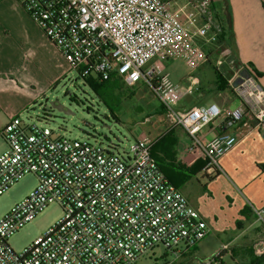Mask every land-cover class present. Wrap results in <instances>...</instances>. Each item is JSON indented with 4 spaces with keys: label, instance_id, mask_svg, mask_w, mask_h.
Returning <instances> with one entry per match:
<instances>
[{
    "label": "built area",
    "instance_id": "2783aa9c",
    "mask_svg": "<svg viewBox=\"0 0 264 264\" xmlns=\"http://www.w3.org/2000/svg\"><path fill=\"white\" fill-rule=\"evenodd\" d=\"M18 1L84 81L146 82L164 106L169 127L187 132V153L205 157V174H220L221 159L264 126V88L253 74L240 72L228 50L216 68L241 103L235 109L215 103L180 109L195 82L179 88L158 64L147 69L155 59L172 57L180 42L196 36L219 41L224 27L214 0H187L178 9L165 0ZM220 118L233 132L204 143L202 129ZM1 136L7 150L0 156V196L29 174L37 185L0 219V264H138L158 247L178 260L210 234L202 214L157 164L149 134L136 133L130 149L120 152L95 137L57 136L41 122L17 116ZM51 204L62 207L63 217L22 252L13 250L9 238ZM253 212L264 227V207ZM228 249L224 245L207 264H225ZM252 250L256 264H264V239Z\"/></svg>",
    "mask_w": 264,
    "mask_h": 264
},
{
    "label": "crops",
    "instance_id": "0c3cea01",
    "mask_svg": "<svg viewBox=\"0 0 264 264\" xmlns=\"http://www.w3.org/2000/svg\"><path fill=\"white\" fill-rule=\"evenodd\" d=\"M165 1L173 9L187 3V0ZM214 7L224 27V34L217 42L196 36L192 41L175 45L170 50L174 55L167 61L178 56L187 58L189 62L195 61L199 76H187L180 87L172 83L179 88H187L195 82V91L196 80L199 79L200 84L208 86L205 90H219L216 65L223 58L222 52L228 50L231 58L239 63L240 72L256 75L264 88V0H214ZM154 64L163 69L167 66V63L158 61L151 63ZM69 73L66 60L23 5L18 0H0V131L13 117H21L22 113L33 107ZM205 90L195 103L193 91L180 102L178 108L190 109L215 103L222 109H235L241 105L230 87L224 90L232 93L233 100H229L225 92L211 95ZM149 117L153 118L154 115ZM222 118L202 129L200 136L204 143L218 135L233 132L222 127ZM249 124L255 126L256 122L250 121ZM154 125H158L159 130L154 139L169 128L166 120ZM240 129L245 130L243 127ZM174 133L179 139L178 160L187 164L196 160L206 162L199 152L187 153L191 141L183 128H175ZM6 150L7 143L0 150V156ZM221 168L222 172L214 176L202 170L180 191L189 204L202 214L211 231L232 233L228 242L223 244L229 246L227 253L231 258L237 264H242L250 257L248 264H253L252 245L264 239V227L261 224L256 227L259 222L253 212V208L264 207V126L243 138L226 154L221 159Z\"/></svg>",
    "mask_w": 264,
    "mask_h": 264
},
{
    "label": "rangeland",
    "instance_id": "374dc122",
    "mask_svg": "<svg viewBox=\"0 0 264 264\" xmlns=\"http://www.w3.org/2000/svg\"><path fill=\"white\" fill-rule=\"evenodd\" d=\"M155 61L156 59L151 63ZM151 63L147 69L151 67ZM161 63H167L162 75H168L171 82L178 86H181L189 75L199 76L197 66L194 64L196 62H189L185 57L178 56L170 59V62L165 60ZM131 86L133 88L130 90L134 91L135 94L128 98L131 93L128 90L129 86L123 85V100L120 107H116L115 99L110 102L114 109V113H111L107 105L92 91L79 73L70 70L67 77L57 83L53 89L48 90L33 107L22 113L21 116L25 121L41 122L43 126L53 130L57 136L72 139H87L90 136L92 137L91 140L95 137L103 146L112 143L119 147L120 152H123V149L128 151L134 142L136 133L143 132L154 137L159 132L158 125H154V123L166 120L165 113L161 112V103L146 82L142 81ZM206 87L208 86L200 84L199 79L196 80L195 91L192 95L194 96L193 103L201 95H204ZM205 92L211 95L225 92V96L229 100L235 99L232 93L227 90L213 89L209 92L206 89ZM53 103L56 106H61L63 111L54 108ZM150 115H154L151 118L153 123L143 124L144 119ZM5 146L6 143L0 136V150L4 149ZM36 185V176L29 174L22 177L10 190L0 196V219L16 203L23 200ZM62 217L63 209L60 205H49L11 236L8 241L9 245L16 252H22L37 238L43 236ZM256 227H260V223H257ZM231 236L232 233L230 232L218 234L211 231L204 240L196 245L194 250L189 251L178 260L171 256H165L164 249L158 247L142 258L138 264H207ZM249 260L250 257L242 264H248ZM223 261L225 264H237L228 253L224 254Z\"/></svg>",
    "mask_w": 264,
    "mask_h": 264
},
{
    "label": "trees",
    "instance_id": "16d2710c",
    "mask_svg": "<svg viewBox=\"0 0 264 264\" xmlns=\"http://www.w3.org/2000/svg\"><path fill=\"white\" fill-rule=\"evenodd\" d=\"M222 37V36H221ZM220 37V38H221ZM219 38V39H220ZM216 76L218 81L219 90H224L229 87L227 80L223 75L216 70ZM256 76V75H255ZM85 83L92 89V91L100 98L101 101L107 105L111 113H114V109L111 107L110 102L113 99L116 100V107H120V104L124 97L123 85L126 87L129 86L132 89L133 87L127 84L123 80L111 79L106 82H101L98 79L88 78L85 80ZM134 86V85H133ZM123 92V93H122ZM130 96H133L134 91L130 90ZM161 112L165 113V108L161 104ZM160 113V111H159ZM176 126L169 127L164 133L160 134L154 139V144L152 148V155L157 161V164L161 168L162 172L168 179V181L173 184L178 189L183 188L186 183L197 176L206 165L204 161H194L192 164L184 163L178 160V143L179 139L174 133ZM1 136V131H0ZM257 261L254 260L253 264H256Z\"/></svg>",
    "mask_w": 264,
    "mask_h": 264
},
{
    "label": "water",
    "instance_id": "95a60500",
    "mask_svg": "<svg viewBox=\"0 0 264 264\" xmlns=\"http://www.w3.org/2000/svg\"><path fill=\"white\" fill-rule=\"evenodd\" d=\"M52 106L60 111H63V108L61 106H56L54 103L52 104Z\"/></svg>",
    "mask_w": 264,
    "mask_h": 264
}]
</instances>
